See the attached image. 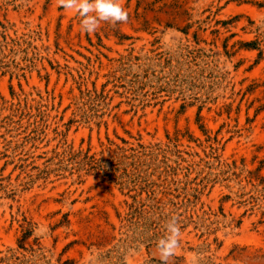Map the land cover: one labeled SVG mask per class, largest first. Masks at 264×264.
<instances>
[{
  "label": "rangeland",
  "instance_id": "374dc122",
  "mask_svg": "<svg viewBox=\"0 0 264 264\" xmlns=\"http://www.w3.org/2000/svg\"><path fill=\"white\" fill-rule=\"evenodd\" d=\"M120 3L0 0V264H264V0Z\"/></svg>",
  "mask_w": 264,
  "mask_h": 264
},
{
  "label": "clouds",
  "instance_id": "9594fccd",
  "mask_svg": "<svg viewBox=\"0 0 264 264\" xmlns=\"http://www.w3.org/2000/svg\"><path fill=\"white\" fill-rule=\"evenodd\" d=\"M65 10H75L81 19V31L95 32L101 21L113 24L124 23L128 19L127 11L120 0H59ZM167 234L160 239L157 248L162 264H168L179 246L181 229L173 218L166 226Z\"/></svg>",
  "mask_w": 264,
  "mask_h": 264
}]
</instances>
